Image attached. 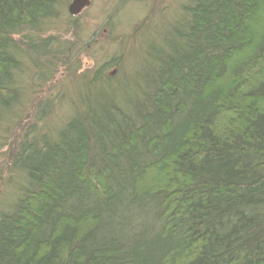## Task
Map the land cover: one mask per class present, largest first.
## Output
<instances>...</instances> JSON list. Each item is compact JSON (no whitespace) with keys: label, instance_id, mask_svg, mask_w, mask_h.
Returning a JSON list of instances; mask_svg holds the SVG:
<instances>
[{"label":"trees","instance_id":"1","mask_svg":"<svg viewBox=\"0 0 264 264\" xmlns=\"http://www.w3.org/2000/svg\"><path fill=\"white\" fill-rule=\"evenodd\" d=\"M72 1L0 0V264H264V0Z\"/></svg>","mask_w":264,"mask_h":264},{"label":"rangeland","instance_id":"2","mask_svg":"<svg viewBox=\"0 0 264 264\" xmlns=\"http://www.w3.org/2000/svg\"><path fill=\"white\" fill-rule=\"evenodd\" d=\"M158 3H161L163 6L164 4H169L167 0H158L156 1ZM136 6V7H135ZM109 6H107L108 8ZM106 14V5L103 3L102 0H91V5L86 11L84 12L83 18L81 19V22L85 24V27L90 31V34L92 33V30L95 29L97 26H99V18L101 15ZM142 11L140 10V7L138 5L130 6L126 9V12L122 15V20L125 21V23L131 21L134 16L136 22L139 21L142 15ZM133 17V18H132ZM66 27L65 24L59 26L58 33L62 35L63 28ZM104 39V38H103ZM82 64L84 67H91L92 66V55H85L81 58Z\"/></svg>","mask_w":264,"mask_h":264},{"label":"water","instance_id":"3","mask_svg":"<svg viewBox=\"0 0 264 264\" xmlns=\"http://www.w3.org/2000/svg\"><path fill=\"white\" fill-rule=\"evenodd\" d=\"M89 0H73L69 7L68 12L71 16H79L84 10L90 7Z\"/></svg>","mask_w":264,"mask_h":264},{"label":"bare ground","instance_id":"4","mask_svg":"<svg viewBox=\"0 0 264 264\" xmlns=\"http://www.w3.org/2000/svg\"><path fill=\"white\" fill-rule=\"evenodd\" d=\"M89 1H90V3H91V0H89ZM114 71H115V70L112 71V74L114 73Z\"/></svg>","mask_w":264,"mask_h":264}]
</instances>
